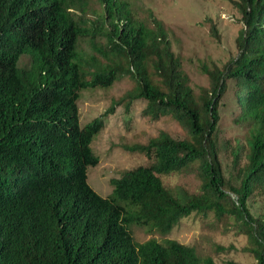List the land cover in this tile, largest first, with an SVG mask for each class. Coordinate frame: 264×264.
<instances>
[{
	"label": "trees",
	"instance_id": "obj_1",
	"mask_svg": "<svg viewBox=\"0 0 264 264\" xmlns=\"http://www.w3.org/2000/svg\"><path fill=\"white\" fill-rule=\"evenodd\" d=\"M78 2L0 0V264H216L192 246L137 243L131 232L138 226L167 235L182 219L209 212L242 220L248 251L264 264V213L255 218L248 209L257 190L264 194V0H233L243 24L238 53L222 70H207L211 89L199 97L160 21L150 27L134 19L127 1L97 0L102 13L89 27L75 14ZM86 37L105 63L82 58ZM24 56L27 68L20 67ZM126 76L136 82L124 98L129 104L145 100L147 116L172 117L188 137L160 132L132 147L151 163L112 179L103 198L88 183L99 163L91 145L117 104L81 127L78 102L83 91ZM229 82L236 120L251 126L245 163L241 150L231 151L235 182L220 159ZM189 171L201 182L198 193L163 182Z\"/></svg>",
	"mask_w": 264,
	"mask_h": 264
},
{
	"label": "rangeland",
	"instance_id": "obj_2",
	"mask_svg": "<svg viewBox=\"0 0 264 264\" xmlns=\"http://www.w3.org/2000/svg\"><path fill=\"white\" fill-rule=\"evenodd\" d=\"M125 1L130 4L135 20L144 21L150 27H154V19L161 22L172 51L180 60L181 69L188 76L189 85L198 97L204 90L211 89L207 70H222L238 53L236 40L243 24L233 0ZM77 6L75 14L89 27L102 13V6L97 0H81ZM99 41L105 45V39L99 37ZM78 50L84 60L90 61L94 57L101 63L106 62L93 49L87 37L80 39ZM29 63V57L24 56L20 67L27 68ZM90 70L93 71L92 68ZM135 87V80L126 76L111 88L83 91L78 102L81 127L103 116L114 103L117 104L114 112L104 117V128L91 145L99 157V163L89 168L88 183L103 198L112 192V179L151 163V158L144 153L132 151V147L146 145L160 132H166L177 140L188 137L186 130L172 117L164 116L154 120L147 116L144 113L147 107L145 100L129 104L124 99L125 95ZM234 92V83L229 82V89L221 101L219 123L222 144L220 159L226 178L233 182L236 176L233 174L231 151L241 150V164L245 163L247 137L251 129L248 123L236 120L239 110L234 111ZM162 179L175 192L185 190L195 194L199 192L201 184L191 171L164 176ZM248 209L255 218L263 215L264 194L261 191L257 190L249 199ZM244 230L242 220L229 215L219 218L213 212L207 215L192 214L182 219L167 235L138 226L131 227L137 243L150 239L161 243L167 239L175 240L194 247L201 257H211L216 264H257L248 251L250 244Z\"/></svg>",
	"mask_w": 264,
	"mask_h": 264
}]
</instances>
